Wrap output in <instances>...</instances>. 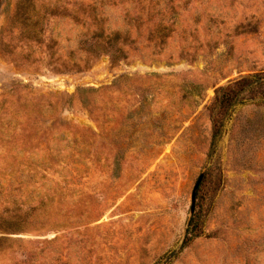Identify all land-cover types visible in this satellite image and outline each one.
Segmentation results:
<instances>
[{
  "label": "rangeland",
  "instance_id": "obj_1",
  "mask_svg": "<svg viewBox=\"0 0 264 264\" xmlns=\"http://www.w3.org/2000/svg\"><path fill=\"white\" fill-rule=\"evenodd\" d=\"M0 264H264V0H0Z\"/></svg>",
  "mask_w": 264,
  "mask_h": 264
},
{
  "label": "water",
  "instance_id": "obj_2",
  "mask_svg": "<svg viewBox=\"0 0 264 264\" xmlns=\"http://www.w3.org/2000/svg\"><path fill=\"white\" fill-rule=\"evenodd\" d=\"M201 182H202V178L199 179L196 187H195V190H194V193H193V206H192V214L195 212V203H196V196H197V192H198V189L201 185Z\"/></svg>",
  "mask_w": 264,
  "mask_h": 264
},
{
  "label": "trees",
  "instance_id": "obj_3",
  "mask_svg": "<svg viewBox=\"0 0 264 264\" xmlns=\"http://www.w3.org/2000/svg\"><path fill=\"white\" fill-rule=\"evenodd\" d=\"M194 219L192 220V223H194V221H195ZM194 230H197V223H195V225H193V230H191V232H193Z\"/></svg>",
  "mask_w": 264,
  "mask_h": 264
}]
</instances>
